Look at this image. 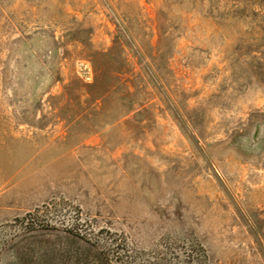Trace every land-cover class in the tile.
<instances>
[{
    "label": "rangeland",
    "instance_id": "374dc122",
    "mask_svg": "<svg viewBox=\"0 0 264 264\" xmlns=\"http://www.w3.org/2000/svg\"><path fill=\"white\" fill-rule=\"evenodd\" d=\"M0 264H264V0H0Z\"/></svg>",
    "mask_w": 264,
    "mask_h": 264
}]
</instances>
